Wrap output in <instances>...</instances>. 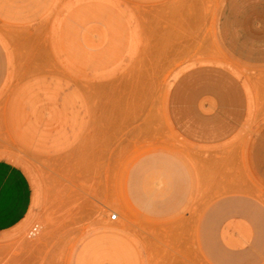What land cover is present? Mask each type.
Wrapping results in <instances>:
<instances>
[{"label": "rangeland", "instance_id": "rangeland-1", "mask_svg": "<svg viewBox=\"0 0 264 264\" xmlns=\"http://www.w3.org/2000/svg\"><path fill=\"white\" fill-rule=\"evenodd\" d=\"M224 2L0 0V165L29 195L0 230V264H264L255 227L217 237L224 263L203 225L228 198L264 209L262 124L197 151L167 114L194 70L255 74L219 40Z\"/></svg>", "mask_w": 264, "mask_h": 264}, {"label": "crops", "instance_id": "crops-1", "mask_svg": "<svg viewBox=\"0 0 264 264\" xmlns=\"http://www.w3.org/2000/svg\"><path fill=\"white\" fill-rule=\"evenodd\" d=\"M218 37L225 51L237 62L255 68V74L237 77L219 66L192 71L171 93L169 122L187 144L199 151L225 146L247 128L249 120L256 121L262 125L250 146L258 148L255 161L264 164V0H225ZM247 83L251 84L250 92ZM0 167V230H6L27 214L29 195L23 172L8 165ZM256 173L264 182V169ZM233 220L255 227L256 246L263 249L264 245V209L249 198H228L223 202L222 219H217L213 208L203 224L209 228L208 242L214 244L215 259L224 263L232 254L218 245L217 237L223 236Z\"/></svg>", "mask_w": 264, "mask_h": 264}, {"label": "built area", "instance_id": "built-area-1", "mask_svg": "<svg viewBox=\"0 0 264 264\" xmlns=\"http://www.w3.org/2000/svg\"><path fill=\"white\" fill-rule=\"evenodd\" d=\"M118 219V215L117 214H113L111 217L112 221H116Z\"/></svg>", "mask_w": 264, "mask_h": 264}, {"label": "bare ground", "instance_id": "bare-ground-1", "mask_svg": "<svg viewBox=\"0 0 264 264\" xmlns=\"http://www.w3.org/2000/svg\"><path fill=\"white\" fill-rule=\"evenodd\" d=\"M112 217V216H111Z\"/></svg>", "mask_w": 264, "mask_h": 264}]
</instances>
